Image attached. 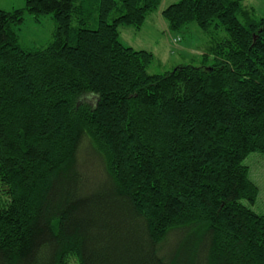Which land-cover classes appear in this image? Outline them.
I'll return each instance as SVG.
<instances>
[{
  "label": "trees",
  "instance_id": "16d2710c",
  "mask_svg": "<svg viewBox=\"0 0 264 264\" xmlns=\"http://www.w3.org/2000/svg\"><path fill=\"white\" fill-rule=\"evenodd\" d=\"M162 1L0 10V264H264V13L177 0L169 30L194 23L208 47L149 74L119 28ZM26 13L53 19L46 46L21 47Z\"/></svg>",
  "mask_w": 264,
  "mask_h": 264
},
{
  "label": "rangeland",
  "instance_id": "374dc122",
  "mask_svg": "<svg viewBox=\"0 0 264 264\" xmlns=\"http://www.w3.org/2000/svg\"><path fill=\"white\" fill-rule=\"evenodd\" d=\"M176 1L163 0L160 6L146 17L139 30L128 26L119 28V40L122 45L152 54L153 61L148 67L149 74H162L178 66L198 67L202 61L201 56L208 47L210 41L208 34L194 23L181 31L169 30L160 12ZM24 6L25 0H0V10L3 11L22 9ZM243 6L253 10L255 19L264 13V0H244ZM54 30L55 23L50 16L42 17L36 22L26 13L17 31L19 43L24 49L44 47L51 41ZM219 36L221 37L222 33ZM248 159L245 164L253 162L251 180L259 189L257 202L252 209L264 213V158L262 160L254 157L249 162Z\"/></svg>",
  "mask_w": 264,
  "mask_h": 264
}]
</instances>
